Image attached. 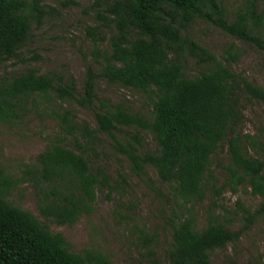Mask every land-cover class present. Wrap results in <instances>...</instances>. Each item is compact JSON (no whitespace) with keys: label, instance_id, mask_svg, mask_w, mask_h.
<instances>
[{"label":"trees","instance_id":"trees-1","mask_svg":"<svg viewBox=\"0 0 264 264\" xmlns=\"http://www.w3.org/2000/svg\"><path fill=\"white\" fill-rule=\"evenodd\" d=\"M44 1L0 0V65L19 55L31 34L32 22L46 14ZM97 4L103 9L100 19L114 27V34L109 49L97 52L102 60L100 73L88 68L82 93L77 94L72 75L65 81L63 74H38L29 68L17 75L0 76V123L22 120L45 98L73 100L84 108L97 102L100 107L94 114L96 128L78 120L70 109L56 113L60 134L35 163L24 165L23 181L33 187L45 223L9 202L7 198L18 183L0 168V264H110L97 250L73 252L67 239L48 226L50 222L73 225L84 214H92L98 191L111 187L106 169L99 164L104 154L103 135L113 139L132 170L161 200L168 198L179 210L189 211L203 201L210 184L218 196L226 188L236 193L243 186L264 198V146L260 145V157L253 156L250 150L259 146L255 137L238 131L244 119V101H264V89L229 67L239 55L228 51L218 59L195 41L183 40L180 26L174 24L177 13L204 18L264 48V42L249 27L251 20L258 26L262 22L255 1L247 14L233 23L227 20L219 0H97ZM184 44L190 56L212 66L188 77L175 49ZM99 78L147 95L152 105L150 118L122 103L98 99L95 89ZM121 126L147 131L157 149L141 150L138 133L118 140ZM225 144L230 158L228 177L217 187L212 159ZM148 167L168 185L167 192L149 176ZM242 208L252 223L264 211V204L255 212ZM170 221L169 264H211L213 251L225 249L242 235V230H231L214 213L202 229H197L192 215L179 216L178 210L172 212ZM139 239L148 249L147 264H159L157 234L141 230Z\"/></svg>","mask_w":264,"mask_h":264},{"label":"rangeland","instance_id":"rangeland-1","mask_svg":"<svg viewBox=\"0 0 264 264\" xmlns=\"http://www.w3.org/2000/svg\"><path fill=\"white\" fill-rule=\"evenodd\" d=\"M252 1H255L262 22L258 26L251 20L249 27L264 42V0H219V3L226 11L227 20L233 23L239 16L247 14ZM43 4L46 14L41 20L32 22L31 34L19 55L0 65V76L17 75L29 68H34L38 74H63L65 81L72 75L77 82V94L82 93L88 68L96 73L101 71L102 60L98 59L97 52L109 49L114 27L100 19L99 13H103V9L97 0H45ZM174 24L180 26L183 40L195 41L218 59L228 51L239 55L229 67L264 89V48L229 34L204 18L177 13ZM175 49L179 56L181 54L188 77L198 76L212 66L190 56L186 44ZM95 93L98 99L122 103L145 118L151 116L150 100L137 90L112 85L99 78ZM63 109H70L78 120L97 127L94 115L100 110L97 102L92 108H84L73 100L63 101L55 97L40 99L38 108L22 120L13 124L0 123V168H4L18 183L7 199L31 212L42 223L45 219L40 215L34 189L23 181L24 165L35 163L36 157L60 134L56 113ZM243 114L239 133L254 136L257 145L264 146V101L245 100ZM120 129L116 135L118 140L138 133L141 150L157 149L156 142L147 131L132 126H121ZM102 139L104 154L99 158V164L106 169L111 187L100 189L93 213L84 214L73 225L48 223L53 233H61L67 239L73 252L93 249L108 257L110 264H147L148 249L139 239L141 230H145L158 236L155 250L159 264H169L167 250L173 232L170 217L174 210H178L179 216L192 215L197 229H202L209 214L214 213L231 230H242L237 242L211 253V264H264V211L250 223L242 208L255 212L264 204L263 197L252 195L250 188L243 186L236 193L226 188L218 196L210 184L203 201L189 211L179 210L168 198L166 202L161 200L146 180L132 170L129 160L117 150L112 138L103 135ZM66 143L74 148L69 140ZM259 146L250 150L253 156L260 157L263 150ZM227 150L225 144L212 159L217 187H222L228 177L230 158ZM148 173L157 181L159 188L167 192L168 185L159 181L152 167H148Z\"/></svg>","mask_w":264,"mask_h":264}]
</instances>
